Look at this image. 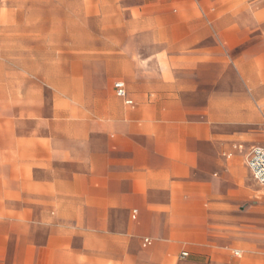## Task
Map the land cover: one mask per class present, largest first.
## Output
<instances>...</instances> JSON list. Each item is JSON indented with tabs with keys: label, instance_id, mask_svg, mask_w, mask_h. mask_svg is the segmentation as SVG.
<instances>
[{
	"label": "crops",
	"instance_id": "obj_1",
	"mask_svg": "<svg viewBox=\"0 0 264 264\" xmlns=\"http://www.w3.org/2000/svg\"><path fill=\"white\" fill-rule=\"evenodd\" d=\"M53 8L114 34L93 58L106 95L57 103L27 136L13 122L6 137L1 117L0 264H264V187L247 165L264 144V0ZM144 46L156 56L133 55Z\"/></svg>",
	"mask_w": 264,
	"mask_h": 264
},
{
	"label": "rangeland",
	"instance_id": "obj_2",
	"mask_svg": "<svg viewBox=\"0 0 264 264\" xmlns=\"http://www.w3.org/2000/svg\"><path fill=\"white\" fill-rule=\"evenodd\" d=\"M59 3L0 0V119L4 116L6 137L13 134V122H18L21 136H27L35 122L52 118L57 103L67 110L83 103L84 98L91 103L94 92L106 95L102 74L92 70L93 58L111 54L113 50L102 44L114 34L82 31L81 18L61 15L53 8ZM201 18L197 14L196 19ZM216 19L220 23L240 20L246 25L256 24L251 16ZM133 55L156 56L146 46L134 48ZM86 68L94 86L89 89H83L81 82ZM112 90L115 96L113 84Z\"/></svg>",
	"mask_w": 264,
	"mask_h": 264
},
{
	"label": "built area",
	"instance_id": "obj_3",
	"mask_svg": "<svg viewBox=\"0 0 264 264\" xmlns=\"http://www.w3.org/2000/svg\"><path fill=\"white\" fill-rule=\"evenodd\" d=\"M113 89L118 98L123 99L125 104L132 106L133 102L127 97L125 84L121 81H117L113 84ZM264 134V126L262 128ZM248 168L252 174L253 179L262 187H264V144L262 146L254 147L248 158ZM187 256L186 253L182 254V257Z\"/></svg>",
	"mask_w": 264,
	"mask_h": 264
}]
</instances>
